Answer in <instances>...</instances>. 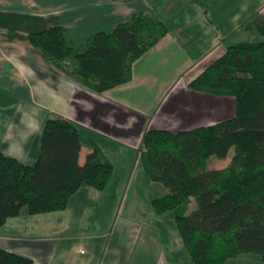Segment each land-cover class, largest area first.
I'll return each instance as SVG.
<instances>
[{
	"label": "trees",
	"instance_id": "trees-1",
	"mask_svg": "<svg viewBox=\"0 0 264 264\" xmlns=\"http://www.w3.org/2000/svg\"><path fill=\"white\" fill-rule=\"evenodd\" d=\"M244 28L264 35V20L255 15ZM167 33L159 17L142 11L80 46L61 26L31 32L28 41L66 76L100 94L131 81L133 64ZM188 88L232 98L234 115L191 130L150 128L143 133L137 151L145 174L170 191L153 199L152 208L157 214L175 213L193 264H225L246 253L264 263V41L228 46ZM84 145L92 151L80 164ZM231 150L225 168L207 167L211 158L225 159ZM112 172L111 162L80 125L48 117L33 164L0 151V227L21 215L64 211L82 187L103 191ZM191 199L196 207L187 212ZM0 264L33 262L0 249Z\"/></svg>",
	"mask_w": 264,
	"mask_h": 264
},
{
	"label": "crops",
	"instance_id": "crops-1",
	"mask_svg": "<svg viewBox=\"0 0 264 264\" xmlns=\"http://www.w3.org/2000/svg\"><path fill=\"white\" fill-rule=\"evenodd\" d=\"M9 6L10 16L0 12V100L13 99L16 108L0 125V151L22 164L36 161L39 134L51 116L77 123L88 136L95 134L136 149L129 138L137 136L140 143L147 129L185 131L234 115L232 98L188 88L228 46L236 44L231 37L227 43L224 40L228 31L208 24L197 0H18ZM187 8L193 15H187L188 20L183 16L181 26H194L201 19L200 30L168 29L165 38L133 64L131 81L100 94L69 79L28 41L31 32L61 26L80 46L96 32L112 31L134 13L148 12L165 23L179 13L184 15ZM259 12L264 20V7ZM91 151L89 146L82 147L80 164ZM81 189L85 191L81 214L89 217L102 192ZM112 203L109 198L110 207ZM69 205L60 212L8 219L0 227V249L27 257L33 264H173L169 259L173 252L165 238L161 242L160 228L120 226L110 231L107 226L96 233V228L81 224L79 218L58 216Z\"/></svg>",
	"mask_w": 264,
	"mask_h": 264
},
{
	"label": "rangeland",
	"instance_id": "rangeland-1",
	"mask_svg": "<svg viewBox=\"0 0 264 264\" xmlns=\"http://www.w3.org/2000/svg\"><path fill=\"white\" fill-rule=\"evenodd\" d=\"M16 1L18 0H0V12L6 11L5 14L10 16V13H8L10 8L9 5ZM197 3L203 6V14L206 15L208 24L213 23L222 32L228 31L229 37L224 39L226 40V43L230 37L233 40V43H237L238 41H264V35L256 31L247 32L245 28L241 26L242 22L245 20L250 19L255 15H261L259 14V10L264 7V0H197ZM183 10L184 15L179 13L165 22L167 29H178L184 22L181 19L183 16H186V19L188 20L187 15L189 17L193 15L192 11L188 8ZM179 19L181 20L179 21ZM177 21H179L178 24L176 23ZM202 24H204L203 21L198 19L197 22L194 21V26H184V28L188 29V31L192 28L200 30ZM180 28L184 29L182 26ZM202 32L205 33L206 31L202 29ZM199 35L201 36V34ZM179 38L182 37L179 35ZM197 43L198 41H196V44ZM68 78L71 79L70 77ZM15 108V100H0V117L2 118L0 119V125L4 123V118L6 116L12 115ZM149 108V106H146L147 111H149ZM157 114L158 113H155L153 115ZM161 115L162 113L160 112L155 118H158ZM145 118L150 119L147 115ZM155 118H153V120H155ZM90 138L95 143L101 155L113 165L111 178L103 191H97L94 189L95 192H102V197L98 206L95 208L91 206L89 217L86 216L85 213L81 214L82 205L85 203V201H83L85 191H79L77 195L72 196L69 210L65 213H61L62 215L58 213V216H63L62 220L74 218L78 221L77 218H79L81 224H87L92 229L96 228V233H100V231H102L101 228L107 226L110 227V231H112L111 227H114L116 230L117 227L120 226H153L160 228L161 242H163L162 237L165 238V240L168 241L169 250L173 252L172 257L169 258L173 260V264H193L179 234L175 213L173 211H168L157 214L152 208L151 202L153 199L164 197L169 194L170 191L162 183L151 181L145 174L139 160L138 151L136 150L139 148V138L137 136L129 138V141L134 144L136 149L125 146L119 142L110 141L107 138L95 134H91ZM232 155L233 151L231 150L225 159L211 158L208 161L207 167L209 169L225 168L230 163ZM84 188L88 189L89 187L85 186ZM109 198H111L113 202L111 207L109 205ZM104 202H107L108 204ZM195 204L194 199H191V202L187 206V212L194 209L196 207ZM24 216L30 215H22V217ZM164 246L165 245L163 244V249ZM225 264L264 263L260 260L257 254L246 253L235 259L228 260Z\"/></svg>",
	"mask_w": 264,
	"mask_h": 264
}]
</instances>
